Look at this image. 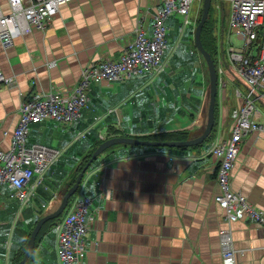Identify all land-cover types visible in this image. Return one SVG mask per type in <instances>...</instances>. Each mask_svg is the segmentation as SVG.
<instances>
[{"label": "crops", "instance_id": "obj_1", "mask_svg": "<svg viewBox=\"0 0 264 264\" xmlns=\"http://www.w3.org/2000/svg\"><path fill=\"white\" fill-rule=\"evenodd\" d=\"M202 2L193 4L189 26L179 25L183 19L175 14L167 20L161 75L93 84L79 122L58 125L45 120L31 127L26 147L56 150L60 158L45 175L48 189L40 190L27 208L10 200L7 188L0 186V264L15 263L37 219L57 206L78 164L99 141L172 133H185L186 141L201 135L207 82L193 33ZM161 3L72 0L44 30L18 38L8 49L0 43V74L14 80L12 86L0 84V151L11 148L23 98L35 93L68 95L86 66L116 60L137 28L150 36ZM0 11L10 13L8 0H0ZM225 79L212 139L189 148L117 146L88 170L82 182L94 221L85 264H225L221 231L231 236L236 264H264V224H227L225 212L214 202L219 193L217 162L208 145L229 138L245 92L228 75ZM256 119L264 126L263 109L258 108ZM86 131L90 134L78 137ZM231 188L264 209L263 132L244 137ZM56 239L53 229L43 233L26 264H59Z\"/></svg>", "mask_w": 264, "mask_h": 264}, {"label": "built area", "instance_id": "obj_2", "mask_svg": "<svg viewBox=\"0 0 264 264\" xmlns=\"http://www.w3.org/2000/svg\"><path fill=\"white\" fill-rule=\"evenodd\" d=\"M72 0H8L9 14L0 11V43L4 49L14 41L33 31L44 30L56 17L60 8ZM203 0H162L161 8L153 15L152 33L147 36L140 28L134 38L127 42L116 60L89 64L81 73L74 89L68 94L35 93L23 98L19 107L18 126L13 135L10 150L0 151V186L8 190V198L21 208L32 205L37 189L43 186L44 177L59 161L60 154L40 145L26 147L31 127L45 120L58 125H70L82 118V109L89 103L88 93L93 84L120 82L148 75L159 76L164 72L162 57L167 49L166 22L172 15L183 19L189 26L192 6ZM224 1V0H215ZM230 5V34L242 42L230 45L226 56L219 61L228 65V70L216 69L218 87L225 88L228 73L242 82L245 92L237 90L243 103L234 114L228 139L216 138L208 145V153L217 162L216 182L219 193L214 202L225 212L227 224L252 222L264 224V209L249 204L247 199L231 188L232 170L239 147L248 134L263 132L264 126L257 122L258 105L264 106V0H227ZM217 9H220L217 6ZM196 26V23H194ZM195 30V28H194ZM254 48H258L256 55ZM55 64H49L54 67ZM228 72V73H227ZM0 84L12 86L13 78L0 74ZM90 132H82L85 138ZM34 183L30 186V182ZM46 211V205H41ZM91 199L84 195L83 182L74 199L68 203L65 215L54 231L56 233L59 264H85L87 234L94 216L90 212ZM220 246L225 264H236L232 239L227 231H221Z\"/></svg>", "mask_w": 264, "mask_h": 264}, {"label": "water", "instance_id": "obj_3", "mask_svg": "<svg viewBox=\"0 0 264 264\" xmlns=\"http://www.w3.org/2000/svg\"><path fill=\"white\" fill-rule=\"evenodd\" d=\"M211 2L212 0H203L202 15L193 33L194 45L197 51L199 52V54L204 59L209 76V82L207 85V92L205 98V119H204V126L201 135L192 140L178 141V142L145 141L130 137H114L102 142L94 151L91 158L88 160L87 164L78 174L73 186L69 188L64 195H62L57 206L54 209L46 212L44 216L36 223L26 244L24 257L19 262V264H26L29 261L35 248L36 238L43 225L48 221H52L59 218L65 212L69 200L78 192L85 174L91 168L92 164L96 161V159H98L107 150L117 146L152 147V148H169V149L189 148V147H196L202 145L210 137L215 124L214 110H215L216 99L218 97L219 87H218V76H217L215 64L211 59L209 53L205 51V49L203 48L201 41V32L208 19L209 11L211 8Z\"/></svg>", "mask_w": 264, "mask_h": 264}, {"label": "trees", "instance_id": "obj_4", "mask_svg": "<svg viewBox=\"0 0 264 264\" xmlns=\"http://www.w3.org/2000/svg\"><path fill=\"white\" fill-rule=\"evenodd\" d=\"M223 2H225V1H221V4H222L221 7H220V10L221 11H223ZM217 6L218 5L216 4V1L215 0H212V2H211V8H210L209 15H208V19H207V21H206V23H205V25H204V27L202 29V32H201V41H202L203 48L205 49V51H207L209 53V55L211 56V59L213 60L214 64L216 63L215 56L218 55V52H220V51L218 49V46L219 45H218V42H217V39H216V34L214 33V26H215L216 22H218V20L215 17L214 12L213 13H211V12H212V10L215 11L217 9ZM201 15H202V7H200L199 16H198V18L196 20V25L199 23ZM222 54H223V52H222ZM221 56L222 55L220 53V58H221ZM225 67H226V70H228V65L227 64H225ZM215 68L217 69L216 64H215ZM217 114H218V97L216 99L215 110H214V118H215L214 128H213V131H212L210 137L207 140H209L213 136V133L215 132ZM112 138H114V137H112ZM137 139L145 140V141H156V142H174V141L178 142V141H183L184 139H186V134L185 133H172V134H163V135L149 137V138H137ZM102 142H103V140L102 141H99L98 144H96V147L93 150H91L80 161V163L78 164L77 168L73 172V175L71 177V180L68 183V185H67V187H66L63 195L67 192V190L69 188H71L73 186V184H74V182H75L78 174L81 172V170L87 164L88 160L91 158V156L94 153V151L97 149V147ZM96 161H97V159H96ZM96 161L92 164V166L96 163ZM47 189H48V187H47V184L45 183V177H44L43 186L37 189L35 200L37 199V196H38V193H39L40 190H47ZM72 199H74V196L71 197V199L69 200V203L72 201ZM64 215H65V212L59 218H57L55 220H52V221H48L47 223H45L43 225V227L41 228V230L39 231V234H38V236L36 238V241L46 231L51 230V229L54 230L55 227L57 226V224L61 222V220L63 219ZM43 216L44 215H42V217ZM42 217H39L37 219V221L35 222V225H36V223ZM35 225H34V227H35ZM34 227L32 228V230L34 229ZM32 230L29 232L27 238L25 239L24 244H23V247H22L19 255L13 260V262H15L14 264H19V262L23 259L24 254H25L26 244L28 242V239H29V237L31 235ZM32 256H33V254H32ZM32 256L30 257V259L32 258Z\"/></svg>", "mask_w": 264, "mask_h": 264}, {"label": "rangeland", "instance_id": "obj_5", "mask_svg": "<svg viewBox=\"0 0 264 264\" xmlns=\"http://www.w3.org/2000/svg\"><path fill=\"white\" fill-rule=\"evenodd\" d=\"M224 1L225 2H223V11H221L220 9H216L215 11L212 10L211 13L214 12L215 17L218 20V22H216V24L214 26V33L216 34V39H217V42H218V45H219L218 49H219L220 52H218V55L215 56V59H216V63L215 64H216L217 68L221 67V68H223L226 71V67H225L224 62L219 61L220 53L222 55V52H223V53H225V56H226V52H227V50H228L230 45H233V46L237 47V46L242 45V42L236 37V35H234L232 33L230 34V32H229V22H230V17H231V11H230V5L227 2V0H224ZM216 4L219 7H221V5H222L221 1H216ZM202 5H203V2H202ZM202 5L199 6V8H198L197 18L199 16V10H200V7H202ZM179 25H183L182 21L179 22ZM257 50H258V48H256V49L254 48L253 53L255 55L257 53ZM194 51H195L197 57L201 60V63L203 64L202 68H203V72L205 74V82H207V85H208L209 76H208V71H207V67H206V64L204 62V59L202 58V56L197 51L195 45H194ZM228 76L231 77L234 80V82L236 84H238L239 87H241L242 90L244 89V86H243L241 81H239L236 77L230 75L229 73H228ZM225 78H226V75H225ZM258 108L260 110L263 109V111H264V106L263 105H261V104L258 105ZM214 135H216V131L213 133V136L210 139H212L214 137Z\"/></svg>", "mask_w": 264, "mask_h": 264}]
</instances>
